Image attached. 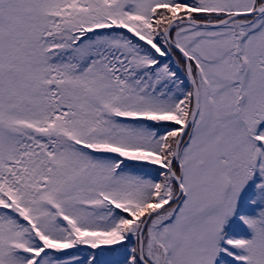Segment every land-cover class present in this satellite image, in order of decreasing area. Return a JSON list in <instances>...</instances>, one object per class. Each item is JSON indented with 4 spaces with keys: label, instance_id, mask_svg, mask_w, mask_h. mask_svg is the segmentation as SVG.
<instances>
[{
    "label": "snow or ice",
    "instance_id": "obj_1",
    "mask_svg": "<svg viewBox=\"0 0 264 264\" xmlns=\"http://www.w3.org/2000/svg\"><path fill=\"white\" fill-rule=\"evenodd\" d=\"M0 264H264V0H0Z\"/></svg>",
    "mask_w": 264,
    "mask_h": 264
}]
</instances>
